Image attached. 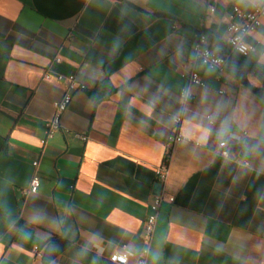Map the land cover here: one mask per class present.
Wrapping results in <instances>:
<instances>
[{"label": "crops", "instance_id": "obj_1", "mask_svg": "<svg viewBox=\"0 0 264 264\" xmlns=\"http://www.w3.org/2000/svg\"><path fill=\"white\" fill-rule=\"evenodd\" d=\"M259 1L0 0V264H115L123 252L128 264H264V100L192 63L197 34L226 52L233 7ZM246 42V60L264 68V19ZM193 70L202 86L189 83ZM56 74L85 89L42 146L66 87ZM175 116L183 140L156 193ZM220 141L227 159L210 146ZM35 172L39 188L25 195ZM158 195L174 201L147 245Z\"/></svg>", "mask_w": 264, "mask_h": 264}, {"label": "built area", "instance_id": "obj_2", "mask_svg": "<svg viewBox=\"0 0 264 264\" xmlns=\"http://www.w3.org/2000/svg\"><path fill=\"white\" fill-rule=\"evenodd\" d=\"M207 10L209 14H212L215 12V7L209 5ZM230 19V22L226 24V31L228 33L226 53L228 55L237 54L241 57H247L253 51V47L246 42V37L256 31V29L261 25L262 19H264V0H260L259 2L255 3L251 11L248 12L241 11L238 7H233ZM233 19H236L237 21L234 22L232 21ZM208 44L209 39L205 33L201 32L197 34L193 43V65L195 66L196 64H199L208 69L223 73L227 56L225 57L221 54L213 53L210 50ZM51 77L52 75L49 70H47L43 75L45 80H50ZM54 78L58 82H64L66 87L61 97L53 103L52 117L44 122V138L41 140L42 146H44L48 140L52 139L57 133L61 131V118L72 100V94L75 91H82L85 89V86L77 81L75 75L63 76L56 74L54 75ZM187 79L191 85L202 86V81L194 70L188 74ZM179 99L182 104L190 101L191 95L189 91L187 89L182 90L179 95ZM206 120L210 126H213V120L210 115L206 116ZM181 121L182 119L180 116H175L173 118L170 135L165 146L163 161L155 170L156 180L162 186L166 183L169 175V163L173 148L177 143H180L183 140V137L180 133ZM79 138L82 141H86L87 139V137L84 135H81ZM210 146L220 157L224 159L229 158L230 154L228 145L225 141H220L216 144H210ZM32 167L36 170L38 167V162L33 161ZM39 185L40 177L35 172L29 182L28 188L23 191V194H35L39 188ZM164 200L169 203H173L174 198L172 196L164 198V196L158 195L153 198V202L150 205V213L143 225L147 245H149L152 240L159 208ZM147 254L148 248L143 250L142 257H146ZM131 256L132 255L127 252L114 253L108 257V260L115 264H128Z\"/></svg>", "mask_w": 264, "mask_h": 264}, {"label": "trees", "instance_id": "obj_3", "mask_svg": "<svg viewBox=\"0 0 264 264\" xmlns=\"http://www.w3.org/2000/svg\"><path fill=\"white\" fill-rule=\"evenodd\" d=\"M221 55L227 56L224 72L232 77L239 85L246 87L261 100H264V68L258 67L237 54ZM248 75L255 76L260 81L259 87H253L248 81Z\"/></svg>", "mask_w": 264, "mask_h": 264}, {"label": "water", "instance_id": "obj_4", "mask_svg": "<svg viewBox=\"0 0 264 264\" xmlns=\"http://www.w3.org/2000/svg\"><path fill=\"white\" fill-rule=\"evenodd\" d=\"M162 185L160 183H157L156 186L154 187L156 193H159L160 189H161Z\"/></svg>", "mask_w": 264, "mask_h": 264}]
</instances>
